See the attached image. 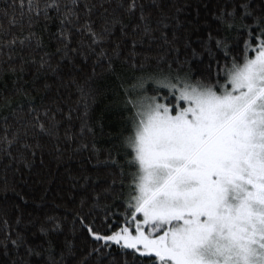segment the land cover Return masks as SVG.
Instances as JSON below:
<instances>
[{
  "label": "snow or ice",
  "instance_id": "6c2138e0",
  "mask_svg": "<svg viewBox=\"0 0 264 264\" xmlns=\"http://www.w3.org/2000/svg\"><path fill=\"white\" fill-rule=\"evenodd\" d=\"M192 7L0 0V264H264V0ZM53 168L79 194L29 232L7 173Z\"/></svg>",
  "mask_w": 264,
  "mask_h": 264
},
{
  "label": "trees",
  "instance_id": "16d2710c",
  "mask_svg": "<svg viewBox=\"0 0 264 264\" xmlns=\"http://www.w3.org/2000/svg\"><path fill=\"white\" fill-rule=\"evenodd\" d=\"M193 5L192 8L188 9L185 13H182L183 17H186L189 20H194L196 16V5L201 3V0H191ZM212 8L211 3L209 8L205 9L202 6L200 7V15L203 18ZM10 83V81H9ZM106 101L98 99L93 106L91 112V119L96 123V130L98 133H101V127L103 126V134L98 135V141L100 144H107L110 140V133H114L118 125V117L106 110ZM72 167L78 168V164L73 161ZM40 177H43V182L40 181ZM5 178V174L0 170V182ZM7 178L10 182L13 180L16 181L17 190L25 197L28 201L27 204H24L11 192H9V204L16 202L20 204L21 210L24 213L25 221L33 220V224L28 226L29 232H35L38 224L44 219L46 215L55 214L57 216H63L64 208L57 207L61 205L62 201L66 202L70 199V193L78 195V189H70V182L68 181L65 172L61 169L58 173L55 168L52 170V175L49 176L47 171L40 173L38 177L36 170L32 174L27 173L26 170L23 171V179H21V174H14L12 171L7 173ZM2 206V205H0ZM15 215L14 212H10L9 218L11 219ZM70 217L65 221V232L58 235V240L63 241L65 236L68 239H72V235L67 231L68 225L70 224ZM22 229L24 226H21ZM31 239H36L35 237H30ZM75 242L77 245L80 243L79 235H77Z\"/></svg>",
  "mask_w": 264,
  "mask_h": 264
}]
</instances>
